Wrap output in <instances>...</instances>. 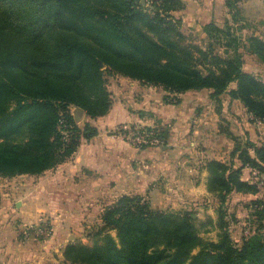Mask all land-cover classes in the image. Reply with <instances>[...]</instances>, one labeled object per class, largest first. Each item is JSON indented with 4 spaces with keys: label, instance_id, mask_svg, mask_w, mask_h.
<instances>
[{
    "label": "trees",
    "instance_id": "1",
    "mask_svg": "<svg viewBox=\"0 0 264 264\" xmlns=\"http://www.w3.org/2000/svg\"><path fill=\"white\" fill-rule=\"evenodd\" d=\"M242 1L225 0L232 22L208 24L198 41L183 31V0H0V178L41 176L71 160L82 141L99 135L73 111L106 116L109 80L117 76L160 88L173 104L187 92L210 91L219 114L226 96L264 124V81L244 70L242 54L264 64V40L237 34ZM224 133L235 143L230 161L204 166L218 202L217 241L202 237L193 212L154 210L142 196H122L102 212L93 245L68 244L65 262L264 264V199L247 206L245 221L228 213L233 193L264 196V145ZM247 168L259 182L243 180Z\"/></svg>",
    "mask_w": 264,
    "mask_h": 264
},
{
    "label": "crops",
    "instance_id": "2",
    "mask_svg": "<svg viewBox=\"0 0 264 264\" xmlns=\"http://www.w3.org/2000/svg\"><path fill=\"white\" fill-rule=\"evenodd\" d=\"M183 1L185 9L178 14L183 20V31L200 41L206 39L204 28L208 24L223 27L226 22L231 23L225 0ZM261 2L242 1V14L246 17L261 13ZM245 20L254 26V35L259 34L257 28L264 27V20ZM109 82L113 100L109 113L94 120L83 116L82 127L89 123L99 135L90 142L82 141L72 159L56 169L41 176L17 177L20 184L23 182L20 195L16 196L14 190L0 194V264H49L45 249L59 247L63 251L85 230L100 223L104 209L122 196H142L154 210L193 212L194 218L216 214L218 202L208 191L204 166L208 160L230 161L235 143L224 132L264 145V139L254 132L264 124L253 122L239 101L225 96L219 114V105L210 99L211 92L207 90L182 94L179 102L173 104L164 100L167 93L160 88L120 76ZM232 106H239L243 113L238 117L235 112L230 115L239 127L243 126L234 133L220 124L226 119L225 109ZM120 126L157 128L164 133V144L136 149L114 135ZM256 176L251 169L243 171L245 181L253 182L258 179ZM258 199H264L262 191L257 195L233 193L229 211L240 218L238 215L249 213L247 206ZM235 201L248 203L234 204ZM43 218L53 224L54 237L44 242L22 240V226L40 224Z\"/></svg>",
    "mask_w": 264,
    "mask_h": 264
},
{
    "label": "rangeland",
    "instance_id": "3",
    "mask_svg": "<svg viewBox=\"0 0 264 264\" xmlns=\"http://www.w3.org/2000/svg\"><path fill=\"white\" fill-rule=\"evenodd\" d=\"M262 2H264V0H262ZM261 2V3H262ZM240 7V5H239ZM241 14H240V21L236 26V32L237 34L240 36V38H247L250 35H254L255 33L253 32L254 26L250 25L249 23L246 22L245 18H248V21H251V18L253 19L252 21H259V20H264V10L262 9V12L259 13H251L249 15H246V17L242 14V10L240 8ZM245 17V18H244ZM231 22H232V18H231ZM252 26V27H251ZM259 34L256 35L258 37H262V39L264 40V27L260 26L259 28H257L256 30ZM260 32L262 33L260 35ZM194 36V35H193ZM195 37V36H194ZM198 41H200L199 37H195ZM220 53L222 55H224L223 50H220ZM242 54L244 56V70L246 72H251L252 74L258 76L262 81H264V64L255 56L250 55L247 51L242 50ZM227 106V102L224 105ZM223 111V110H222ZM235 112L237 115L236 117L242 116L243 113H241V110L239 109V106H232L230 110L225 109V118L223 119L220 124L222 125L223 128L228 129L231 132H239L241 130V127L238 125V123L234 121H232L230 119V115H232ZM224 113V112H223ZM241 119V118H239ZM241 123V122H240ZM78 124H80V126H82L83 124V118L78 122ZM245 124V123H244ZM128 127V126H126ZM254 132H256L258 134L259 137H261L262 139H264V127L258 126L254 129ZM255 178V177H254ZM8 179H12V178H0V194L2 193H7L9 192H13L12 190L15 191V195L17 196L18 194L20 195L21 192V188H19V186L21 184H23V182L20 184L21 179L19 178H13L15 180L10 181ZM20 180V181H19ZM254 182H259L258 179H255ZM2 190V191H1ZM5 191V192H4ZM25 191V190H24ZM17 198V197H16ZM238 203H242L243 205L247 204L244 201H235L234 204H238ZM218 206H216L217 208ZM169 209V208H167ZM166 209V210H167ZM233 209H235L233 207ZM229 214H232L230 211H228ZM249 213H242L240 215H238L240 217V219H238L239 221H245V218H247L246 216ZM208 216H210L208 218ZM217 212L216 214H202V215H198L197 219H198V226L200 227V232L202 233V237L207 239V240H216L218 239V234H219V230L215 228V222L217 220H215L217 218ZM214 218V219H213ZM43 222L40 224H35V225H23L22 227V234L21 238L22 240H31V241H38V242H44V241H49L52 237H54V230H53V224H51L50 219L47 218H43ZM255 220H253V225L251 226L252 230H256V228L258 227V224L255 223ZM264 226V222L262 223ZM92 226V225H91ZM94 228L93 229H87V231L85 230L84 234H82L83 236L80 237V239H74V242H78V243H84L86 245H93V240L91 239V235L94 234L95 232H97L98 230H100L101 228V222L94 224L93 225ZM240 225L237 224H233L232 225V229H235L232 231V235L235 238L236 241H240V235H241V230H236ZM243 228V227H240ZM84 230V229H82ZM78 237V236H76ZM75 238V237H73ZM83 239V240H81ZM47 254L49 256V260L48 263L49 264H68L65 262L64 259V249L62 248L63 251H61V249L58 247L56 249H45L44 251H47ZM196 253V251H195Z\"/></svg>",
    "mask_w": 264,
    "mask_h": 264
},
{
    "label": "built area",
    "instance_id": "4",
    "mask_svg": "<svg viewBox=\"0 0 264 264\" xmlns=\"http://www.w3.org/2000/svg\"><path fill=\"white\" fill-rule=\"evenodd\" d=\"M114 135L139 150L147 147H161L164 144V140L160 138L157 129L154 127L120 126L114 131Z\"/></svg>",
    "mask_w": 264,
    "mask_h": 264
},
{
    "label": "water",
    "instance_id": "5",
    "mask_svg": "<svg viewBox=\"0 0 264 264\" xmlns=\"http://www.w3.org/2000/svg\"><path fill=\"white\" fill-rule=\"evenodd\" d=\"M144 3L145 2H143V4ZM73 115L75 117V121L78 123L83 118V116L85 115V112L81 108H76L73 111Z\"/></svg>",
    "mask_w": 264,
    "mask_h": 264
}]
</instances>
